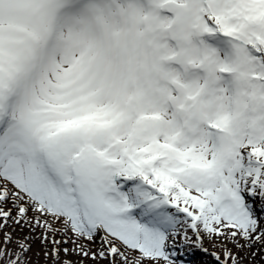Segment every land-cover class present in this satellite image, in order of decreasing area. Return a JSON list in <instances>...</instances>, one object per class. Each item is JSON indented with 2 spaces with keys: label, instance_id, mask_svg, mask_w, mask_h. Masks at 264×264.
<instances>
[{
  "label": "snow or ice",
  "instance_id": "obj_1",
  "mask_svg": "<svg viewBox=\"0 0 264 264\" xmlns=\"http://www.w3.org/2000/svg\"><path fill=\"white\" fill-rule=\"evenodd\" d=\"M0 264H264V0H0Z\"/></svg>",
  "mask_w": 264,
  "mask_h": 264
}]
</instances>
